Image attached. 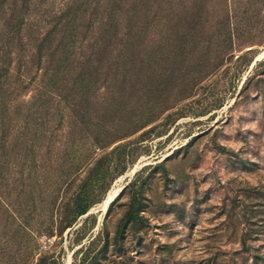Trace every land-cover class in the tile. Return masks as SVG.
<instances>
[{
    "label": "trees",
    "instance_id": "1",
    "mask_svg": "<svg viewBox=\"0 0 264 264\" xmlns=\"http://www.w3.org/2000/svg\"><path fill=\"white\" fill-rule=\"evenodd\" d=\"M61 1L55 9L54 0H0V180L13 163L16 195L32 209L39 196L43 230L58 236L125 170L123 143L142 137L132 140L173 89L210 74L235 41L249 39L264 9V0L234 9L219 0ZM28 90L29 103L18 104ZM33 126L36 141L51 129L38 185L24 173Z\"/></svg>",
    "mask_w": 264,
    "mask_h": 264
},
{
    "label": "rangeland",
    "instance_id": "2",
    "mask_svg": "<svg viewBox=\"0 0 264 264\" xmlns=\"http://www.w3.org/2000/svg\"><path fill=\"white\" fill-rule=\"evenodd\" d=\"M219 1L234 9L246 0ZM61 3L54 0L55 9ZM259 13L249 39L235 41L210 74L173 89L157 120L132 138L140 139L121 141L125 170L61 236L43 230L39 196L32 209L16 195V169L6 164L0 264H80L88 248L85 264H264V9ZM31 96L28 90L16 102L27 105ZM47 130L26 143L32 184L44 176ZM63 131L53 132L52 151ZM120 185L121 197L103 210Z\"/></svg>",
    "mask_w": 264,
    "mask_h": 264
},
{
    "label": "bare ground",
    "instance_id": "3",
    "mask_svg": "<svg viewBox=\"0 0 264 264\" xmlns=\"http://www.w3.org/2000/svg\"><path fill=\"white\" fill-rule=\"evenodd\" d=\"M121 188H122V185L115 186V187L112 188V190L108 194V196L105 199V201L102 203V205H100L103 210L105 209V207L107 206L109 201L116 195V193L120 191Z\"/></svg>",
    "mask_w": 264,
    "mask_h": 264
},
{
    "label": "water",
    "instance_id": "4",
    "mask_svg": "<svg viewBox=\"0 0 264 264\" xmlns=\"http://www.w3.org/2000/svg\"><path fill=\"white\" fill-rule=\"evenodd\" d=\"M125 187H126V185L122 186L120 191L117 192L116 195L109 201V203L107 205V208H108L109 204H111L120 195V193L125 189ZM107 208H106V211H107Z\"/></svg>",
    "mask_w": 264,
    "mask_h": 264
}]
</instances>
